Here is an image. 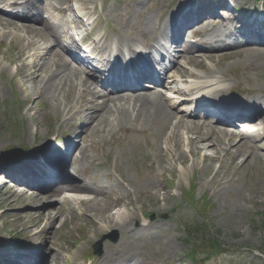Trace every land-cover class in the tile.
<instances>
[{
	"label": "bare ground",
	"instance_id": "bare-ground-1",
	"mask_svg": "<svg viewBox=\"0 0 264 264\" xmlns=\"http://www.w3.org/2000/svg\"><path fill=\"white\" fill-rule=\"evenodd\" d=\"M255 21L254 19L253 22L255 23ZM235 54L234 52H230L219 57L225 58L226 56ZM255 56L257 55L251 54V57ZM60 57L62 58V62L58 63V67L63 70L61 73L44 69V66H40L39 63L32 61L31 56L28 57L26 64L21 66L18 71L19 75L24 79L23 82H20L18 89L24 93L27 91V96L30 100V91L24 89L23 86L26 82L36 81L38 84L37 94L41 91V95L37 98V102L42 104L43 98L44 102H53V112L56 116L62 117L61 121L48 129V135L51 133H61L67 128L72 132L71 140L79 134H90V136H93L106 129L110 132L114 126L120 125L121 122L131 116L128 106L116 102L115 100L106 99L100 104L96 103V106H93L90 87L76 74L71 73V70H68L69 75L65 74L68 64H71V61L64 55H60ZM213 58L214 56H200L196 58V65L200 66L201 61L199 59L212 60ZM5 68V66L0 65V69L4 70ZM210 69L213 71L212 67H210ZM8 72L11 76L15 74L11 70H8ZM206 73L208 74L210 72L206 71ZM198 75L200 74L196 73L195 75L194 72H192V76L195 78L192 82L193 85L205 83V78ZM220 84L219 81L215 80L209 83L208 86H210L212 90H219L220 87L217 85ZM76 95H78V98H76ZM258 101L261 105V112H264V98H260ZM110 103H112V105H110ZM161 105H164V102L158 100H151L150 103L143 101L142 103L135 104V106L138 107L136 112L137 115L144 117L149 114L155 118L157 122H161L159 126L164 135H168L169 131L172 129L171 134L167 137V143H173V146L165 151V157L169 158L173 155L175 158L174 153L178 152L176 154L179 155V160L184 163L186 152L183 145L186 144L192 154L197 155L198 153H204V158H207L209 161H219L221 157H230L234 158L233 164L237 165L240 157L249 156L245 159V162H240L239 165V168H248L254 156L252 154L250 155V152L246 150L248 146H245V144L248 141L252 146L254 140L251 136H242V139L237 141V135L228 133L223 127H215L208 124H191L187 121L184 122L185 119H179L176 122L179 126L177 125L171 128L170 125H168L169 116L161 109ZM26 111L29 113L31 108L28 107ZM83 112L86 114V118L82 121L81 125L78 126L75 113L82 114ZM43 122V119L39 121V123ZM182 128L185 129V131H182ZM21 130V132L16 134L20 138L36 140L47 137V134L41 135V129L38 126L28 125L26 130L24 128ZM204 130H206L207 133H204ZM263 141L256 144L258 148H262L261 145ZM30 143H32V141H30ZM70 144L69 142L66 147ZM80 149H82V145ZM208 152L210 154H208ZM221 154H224V156H221ZM261 160L262 158H255L256 162H260ZM60 163V156L55 152L43 158V165L39 169L41 174L35 173L33 177L30 178L25 170H21L19 177L22 185H18L12 189L11 192L6 194L7 196L3 205L8 209L26 207L27 211L15 212L12 214L0 212V220L4 222V225L15 228L16 233L23 238H35L37 244L32 253L42 254L43 259L49 258V255L52 254L54 250V246L57 243V236L59 235L57 224L60 221L61 229L67 225L69 218H71L72 223L77 224L78 228L83 229V234H85L83 239H87V241L78 248V253H80L84 250L83 246L87 245L88 241L97 237L98 231L105 234L112 231H119L120 233L129 232L128 230L131 229L136 220V213L134 211L129 213L127 209L131 206V201L135 200L138 204H142V192H147L145 198L149 199L151 202H153V200H162L165 206L170 205L171 196L162 188L160 181L156 177L154 178V173L152 171H148L147 174L143 171V174H146V177L149 179L148 183L139 187H134L133 185L134 188L126 182L121 183L123 187L118 183L108 184V181L104 179L105 175H107V170L105 168H103L98 175L90 171L84 163H82L84 172L80 170L82 167L78 168V174L75 171V177L71 176L70 178H61L52 181H47L42 178L43 175L47 176L49 169L54 170L53 168H57L56 165ZM200 167L201 163L195 161L190 168H187V171H183L181 176L186 177L188 173H194ZM202 168L206 170L205 166ZM63 169L64 168L61 167L55 170L61 173L64 171ZM34 170H36V168H34ZM114 171L116 172V170ZM83 173H85L87 178H92L90 183H85L80 180L79 175ZM11 175L17 179L15 170L11 171ZM122 179L124 180L123 177ZM260 186L263 187L264 184L262 183ZM133 196H135V198H133ZM127 200L129 201L127 202ZM47 203H55V210H47V212L44 213V208L48 206ZM154 204H157V201L154 202ZM80 206H84L82 217L78 218L73 216V214L67 213L69 211L73 213ZM141 228H143V225ZM93 231L96 232L95 235H91L90 237L87 236ZM144 231L146 230L141 229L136 233ZM40 241H45L47 245L45 247H40ZM164 247L167 254L172 253L174 251V241L167 240ZM42 249L44 250L43 253L40 251ZM69 250L70 249L66 248L57 250L56 252L58 255H51V259L55 261L61 260V256L66 255ZM160 252L161 251H159V253ZM136 253L137 249L135 246L120 247L117 244L111 243L105 246L103 258L98 264H130L131 260L137 256ZM28 257H31V255H17L13 257V260L19 261L20 264H28ZM77 258H79L78 255Z\"/></svg>",
	"mask_w": 264,
	"mask_h": 264
},
{
	"label": "rangeland",
	"instance_id": "rangeland-1",
	"mask_svg": "<svg viewBox=\"0 0 264 264\" xmlns=\"http://www.w3.org/2000/svg\"><path fill=\"white\" fill-rule=\"evenodd\" d=\"M11 56L14 57L16 55H11ZM263 78L264 77H262L261 79ZM259 81L261 83V80ZM10 82H11V79H10L9 74L4 73L2 77L0 78V150H2V147H6L11 141L16 140L14 139V140L9 141L12 138L13 133L17 132L21 126H24V125L27 126L33 123V125L41 126L42 127L41 130L45 131V124H39L38 118L45 117V118H48V120L51 122H56L60 120L59 118L55 117V114L52 111H49L48 113L46 110H43L42 107H36V104L31 105L33 109V114H31V117L29 116V118L28 117L24 118L23 111H24V107L26 106L25 98L21 94V92L17 91L14 85H11ZM252 86L255 87L258 85L255 82V84H253ZM29 87L30 89H33L31 84L29 85ZM33 97L37 99L38 97L37 92ZM46 105L50 106V103L47 102ZM20 106H22L23 111H20ZM18 113H21L22 116L21 117L18 116ZM23 118L25 119L24 121H23ZM150 140H153V139H150ZM117 150L113 152V156ZM2 153H0V156H3ZM108 154L109 152H107L106 149H104V152L101 154V157L105 158ZM127 155H128V159L122 157L120 161H117L120 165L119 168L122 172L130 175L132 178L136 180L134 176V172L130 166V162H128V160L131 159L133 156V147L128 148ZM152 163L154 167L158 169L159 165L161 163L163 164V160L160 162L159 158H155L152 160ZM244 172L245 171H241L239 173V176L243 177L245 175ZM154 173L156 175L161 174V172L158 173L156 171ZM199 174L200 172L197 173V176ZM206 176L207 177L203 178L204 181L210 175H206ZM200 178H201V174L198 176L197 180H199ZM249 178H253V180L256 179L255 175L250 174L243 181L246 182L249 180ZM148 180L149 179L145 177L143 180H141V182H147ZM184 183L188 185L187 181L183 182V186H184ZM252 186H255V184ZM252 186L248 184L246 188L235 187L237 188L235 194L233 192H231L230 194L224 193L221 197H218L215 194L211 195L214 208L210 210V212L208 213L206 217V222L209 223L211 228H214V230L220 231L219 233L220 236L218 235L216 236H218L220 241H222L224 245L231 250V254L228 256H222V257L216 258L212 262L211 261L208 262V264H248L251 261L248 255L243 261H241L239 258L236 259V257L243 253L246 254V252L244 251V247L246 245L251 244L255 247L256 244L261 240L260 238H256V240H248L245 236V229H248V230L253 229V227L246 220V213H249V212L264 213V188L262 189L263 193L261 194L260 197L254 198L251 201H249L248 198H249V193H250V189L252 188ZM205 190L209 191V187L207 188L204 187L203 189H201L200 193L202 194ZM2 200L3 199H0L1 202ZM183 201H184L183 195L181 193L176 192L175 197L173 198V203H172L173 204L172 206L174 207H171V210L169 211V213L175 214L176 216L170 221L164 222V224L166 223L171 226L172 234H174L175 232V223H177L178 231L182 236L184 235V232L182 230L183 227L181 228L180 226V221L188 222L190 214H191V210H188L185 213L184 217L178 215V211L181 209L182 207L181 205L183 204ZM229 203L230 205H227ZM4 211H7L8 214H10V213H15L19 211L24 212L26 211V208H21V210L20 209H8ZM161 213H162L161 214L162 218L168 215V212L166 211H163ZM155 223L158 227L162 225L158 222H155ZM2 225L3 223L0 222V229ZM65 233L67 235L66 230H65ZM75 234L76 232L73 233V235H67L66 236L67 240H70L73 237H75ZM259 234L260 236H264V228L259 231ZM0 235H3V233ZM254 236L257 237V235H254ZM182 238H185V237L183 236ZM153 242L155 243V241ZM181 247L182 249L185 248L184 246H181ZM250 253L251 255H254V253L252 252ZM163 257H164V254L157 255L155 262H158L160 264H166L167 262L163 260ZM255 263L263 264V261L261 262L258 261ZM185 264H192V262H190L189 260H186Z\"/></svg>",
	"mask_w": 264,
	"mask_h": 264
}]
</instances>
